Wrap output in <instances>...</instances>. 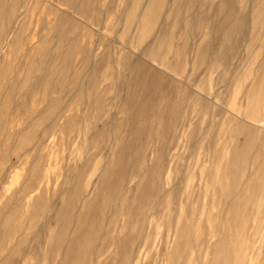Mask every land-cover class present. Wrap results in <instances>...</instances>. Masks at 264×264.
<instances>
[{"label":"rangeland","instance_id":"374dc122","mask_svg":"<svg viewBox=\"0 0 264 264\" xmlns=\"http://www.w3.org/2000/svg\"><path fill=\"white\" fill-rule=\"evenodd\" d=\"M149 1L0 0V264H264V16Z\"/></svg>","mask_w":264,"mask_h":264},{"label":"bare ground","instance_id":"6f19581e","mask_svg":"<svg viewBox=\"0 0 264 264\" xmlns=\"http://www.w3.org/2000/svg\"><path fill=\"white\" fill-rule=\"evenodd\" d=\"M131 1V0H130ZM146 1V0H145ZM153 1H155V0H150L149 1V3H148V5H147V8H146V12L147 11H149V10H151L152 8H153ZM164 1V0H163ZM168 1V0H167ZM242 1V0H241ZM144 2V1H143ZM260 2V3H259ZM234 3H235V1H234ZM238 3H240V0H238ZM251 3V4H250ZM245 4H248V5H250V6H252L254 9H255V13H256V16H258V18L259 17H262V16H264V0H262V3H261V1L260 0H243V3L241 4V6H243V5H245ZM140 6V5H139ZM172 6V5H171ZM234 6V5H233ZM157 7V6H156ZM189 7V6H188ZM221 7V6H220ZM184 8V7H183ZM227 8V7H226ZM233 8V7H232ZM128 9V8H127ZM141 9V8H140ZM144 9V8H143ZM250 9V8H249ZM161 11V10H160ZM247 11V10H246ZM141 12V11H140ZM182 12V11H181ZM232 12V11H231ZM252 13H253V11H251ZM251 12H250V14H251ZM121 13V12H120ZM125 13V12H124ZM123 13V14H124ZM153 12H151V14H152ZM122 14V13H121ZM225 14H226V16H227V18L226 19H229L230 17H231V14L230 13H226V11H225ZM141 15V14H140ZM175 15V14H174ZM121 16V15H120ZM152 16V15H151ZM248 16H249V14H248ZM149 17V16H148ZM253 17V16H252ZM145 18V17H144ZM146 19H148V18H146ZM161 19V18H160ZM208 20H209V18H208ZM248 22V21H247ZM213 25H214V22H213ZM143 27V26H142ZM134 28V27H133ZM155 28H156V26L154 25V24H150V23H144V31H143V33H142V35H141V37L139 38L140 39V43L141 42H144L146 39H148L149 37H150V35H152L154 32H155ZM157 29V28H156ZM250 29V28H249ZM234 29H231V30H225V34H228L229 33V31L230 32H232V33H234V31H233ZM136 31V30H135ZM206 31V30H205ZM206 32H208V31H206ZM222 32H224V31H222ZM251 32V31H250ZM133 34H135V33H133ZM223 34V33H222ZM131 35V34H130ZM207 36V35H206ZM134 37V36H133ZM152 37V36H151ZM212 40V39H211ZM261 41V40H260ZM133 43H135V41L133 42ZM259 43V42H258ZM211 44H212V42H211ZM211 44H210V46H211ZM154 45V44H153ZM163 45H164V43H159L158 41H157V43H155V45H154V48H156L154 51H153V49H152V53H151V55L152 56H157L158 55V53H159V51L161 50V48L163 47ZM200 47H201V45H200ZM212 47V46H211ZM123 49V48H122ZM199 49V48H198ZM212 49V48H211ZM246 48H244V50H245ZM252 49V48H251ZM212 51V50H211ZM210 51V52H211ZM122 52V51H121ZM118 53H120L119 51H118ZM199 53H200V51H199ZM203 54H205V53H203ZM196 56H197V54H195ZM200 55H201V53H200ZM207 55H209V54H207ZM214 55V54H213ZM217 56H218V53L216 54ZM249 56V55H248ZM203 57V56H202ZM154 58V57H153ZM206 58V57H205ZM93 59V58H92ZM204 59V58H203ZM208 59V58H207ZM210 59V58H209ZM201 60V59H200ZM92 61V60H91ZM157 61V60H156ZM153 62V61H152ZM193 63V62H192ZM199 64V63H198ZM197 64V65H198ZM224 64V63H223ZM222 64V65H223ZM226 64V63H225ZM42 65V64H41ZM46 65V64H45ZM211 65V64H210ZM216 65V64H215ZM218 65H220V64H218ZM159 66V65H158ZM214 66V65H213ZM211 67V69H216L215 67ZM47 69V68H46ZM49 69V68H48ZM47 69V70H48ZM243 69V68H242ZM241 69V70H242ZM247 70V69H246ZM43 71V70H42ZM249 71V70H248ZM49 72V71H48ZM126 72H127V70H126ZM169 72V71H168ZM240 72V71H239ZM247 72V71H246ZM245 73V72H244ZM235 74V73H234ZM32 75V74H31ZM44 75H45V73H44ZM246 75V74H245ZM247 75H248V72H247ZM246 75V76H247ZM45 77H47V76H45ZM239 78H240V75L238 76ZM248 77V76H247ZM255 77V76H254ZM253 78V77H252ZM254 79H252V81H253ZM43 81V80H42ZM235 81V80H234ZM233 81V82H234ZM237 81V80H236ZM239 81H241V80H239ZM251 81V82H252ZM57 82V81H56ZM260 82V81H259ZM25 83V82H24ZM248 83V82H247ZM253 84H252V86H251V88H250V91H249V88H248V90H246V91H249V97H248V93H247V97H248V108H250V110L252 109V108H254L255 107V109H257V108H261L262 107V105L264 106V89L263 88H261V87H258V85H256V81H253L252 82ZM2 84V83H1ZM260 84V83H259ZM191 85V84H190ZM246 85V84H245ZM245 85H243V86H245ZM49 86V85H48ZM184 86V85H183ZM249 86V85H248ZM264 86V85H263ZM262 86V87H263ZM4 87V86H3ZM2 87V88H3ZM38 88V87H37ZM41 88V87H40ZM39 89V88H38ZM198 89V88H197ZM247 89V88H246ZM1 90V89H0ZM241 90V89H240ZM21 92V91H20ZM38 92V91H37ZM242 92V91H241ZM62 93H63V91H62ZM246 93V92H245ZM241 95V94H240ZM244 96V95H243ZM11 97H12V95H11ZM247 97H246V99H247ZM13 98V97H12ZM242 98H244V97H242ZM55 99H56V97H55ZM210 99V98H209ZM244 100V99H243ZM13 101V100H12ZM61 101V100H60ZM20 103V102H19ZM22 103V102H21ZM62 104H63V101L61 102ZM13 104V103H12ZM238 104V103H237ZM240 104V103H239ZM238 106V105H237ZM245 108H247V106L245 107ZM12 109V108H11ZM55 109V108H54ZM68 109V108H67ZM226 109V108H225ZM237 109V108H236ZM20 110V109H19ZM24 110V109H23ZM52 110V109H51ZM50 110V111H51ZM246 110V109H245ZM249 110V109H248ZM249 110V111H250ZM35 111V110H34ZM50 111H49V113H50ZM248 111V112H249ZM252 111V110H251ZM52 112V111H51ZM61 112V111H60ZM227 112V111H226ZM47 114V113H46ZM246 114V113H245ZM54 116V115H53ZM225 116V115H224ZM248 116H251L250 114L248 115ZM253 118H254V116H253ZM47 119V118H46ZM45 119V120H46ZM102 119V118H101ZM250 119V118H249ZM251 119H252V117H251ZM31 120V119H30ZM44 120V121H45ZM253 120V119H252ZM43 121V122H44ZM255 121V120H254ZM56 122V121H55ZM249 122V121H248ZM256 122H258V121H256ZM39 123V122H38ZM53 123V122H52ZM245 123H247V122H245ZM73 124V123H72ZM241 125V124H240ZM6 126V125H5ZM14 127V126H13ZM7 130V129H6ZM4 135V134H3ZM27 135V134H26ZM5 137V136H4ZM21 141V140H20ZM12 154H13V152H12ZM17 156H18V154H17ZM10 157V156H9ZM11 158V157H10ZM15 171H17V170H15ZM225 172V171H224ZM224 172H223V174H224ZM202 174V173H201ZM30 177V176H29ZM32 178V177H31ZM30 181H31V179H30ZM25 190V189H24ZM24 193V192H23ZM47 214V213H46ZM59 215V214H58ZM53 230V229H52ZM54 232V231H53ZM53 232H51V234L53 233ZM75 236V235H74ZM52 240V239H51Z\"/></svg>","mask_w":264,"mask_h":264}]
</instances>
